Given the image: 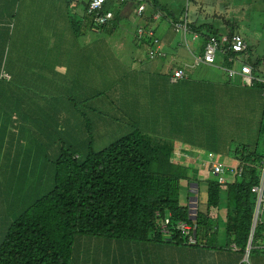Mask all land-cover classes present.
Here are the masks:
<instances>
[{"label": "trees", "instance_id": "16d2710c", "mask_svg": "<svg viewBox=\"0 0 264 264\" xmlns=\"http://www.w3.org/2000/svg\"><path fill=\"white\" fill-rule=\"evenodd\" d=\"M65 1L69 8L73 2V7L81 13L80 20L76 12L66 10L65 13L69 16L66 23L77 27L83 22V33L86 27L93 32V27L98 30L106 26L109 19L105 23H99L95 17L108 11L112 12L111 22H124L130 27L134 26L136 34L133 44L140 47L142 43L148 45V48H154L157 52L155 59H160L162 63L161 67L158 65L159 68L148 71L153 78L149 88H153L159 80L173 83L187 77L185 79L191 81L195 79V75L194 71H189L188 74V70L183 69L182 65L174 64L162 71L163 62L171 59L165 46L171 48L172 38L165 34L163 39L156 35L157 39L154 40L153 35L139 36L138 29L155 30V22L168 19L171 22L169 32L181 33L176 30V25L183 23L186 16L190 30L200 32L202 39L209 42L214 36L203 29L208 26L207 23L196 26L190 18V0L178 12L161 0H105L100 8L92 11H89L91 0ZM17 2L18 0H13L12 4ZM142 3L145 6L141 14H136V21L132 22V14L136 13L137 7ZM156 13H160L157 19L154 18ZM12 19L9 16L7 23H0V77L2 73H7L10 77L16 73V69L7 63L5 56L9 50V39L16 37ZM97 30L95 32L99 34ZM188 32L182 34L188 52L195 58L201 57L206 44H203L201 53L195 51V48L191 50L187 45ZM100 41L92 42L91 45L102 43L105 48H109L107 41ZM228 46L229 43L218 44L217 50V56H222L220 61L223 66L233 70L232 75L223 82L222 88L229 86L226 82L231 77L241 75V65L236 66L239 63L237 56L242 61L245 60L252 69L258 66L264 68L261 60L249 59L247 47L237 52ZM148 60L152 61L150 58ZM202 64L206 65L199 63ZM177 69L181 70L182 75L172 81L173 72ZM258 74L264 76L261 71ZM3 81L5 79H0L1 83ZM249 83L256 85L260 93L262 92L263 82L252 79ZM75 88L73 90L76 92ZM73 90L66 91L67 100L72 99V96L76 98ZM191 90L183 94L185 101L178 109L193 124L194 113L199 110L200 105L197 94L193 88ZM69 101L75 103L80 100ZM75 104L79 107L80 103ZM84 110H87L85 104ZM94 110L104 113L102 109ZM262 111L264 113V97ZM91 113L92 111L83 114L88 126ZM109 114L111 118L115 116L112 112ZM123 121L126 123L117 121L118 126L113 125L110 130L115 139L98 150L94 149L93 136H89L85 147L78 150L73 139L69 146L64 139V132H58L57 140L52 141V145L57 147L56 155L47 156L51 163L47 164V176H44V171L39 173V182L51 183L32 191L33 198H30V193L22 192L18 197L10 199V202L0 203V264H119L117 256L120 255L114 251V243L136 245L146 241L179 244L187 242V237L177 228L179 221L193 223L188 218L187 202L183 204L180 201L181 182L197 181V172L187 163L172 159L171 141L162 140L161 135L153 137L141 123ZM7 123L8 120H1L4 132ZM261 124L262 121L258 124V131L261 130ZM13 125L18 129L17 124ZM256 148L255 141L252 146L243 144L234 149L232 155L239 161L238 171L232 173L226 169L224 173L228 177L223 175L225 182H218L216 177L206 179L204 209L198 206V188V207L194 220L196 244L215 247L217 225L222 221L224 245L236 244L244 252L249 242L255 249L264 251V213L255 215L257 197L251 191L252 186L259 183L264 159L263 154L257 153ZM20 204L23 206L18 209ZM222 204L225 205L224 212L220 211ZM162 225L168 230V234L160 232Z\"/></svg>", "mask_w": 264, "mask_h": 264}, {"label": "crops", "instance_id": "0c3cea01", "mask_svg": "<svg viewBox=\"0 0 264 264\" xmlns=\"http://www.w3.org/2000/svg\"><path fill=\"white\" fill-rule=\"evenodd\" d=\"M12 2L13 0H0V23L2 25L7 23L9 16H11L16 35L15 38L9 39V50L5 55L7 56V63L13 65L16 73L9 80L0 82V168L7 173L2 174L8 179V182H0L2 186V190L0 188V203L10 202L12 195L28 192L27 188L29 191H35L36 188L51 183L39 182V180L41 179V171L45 172V177L47 176L49 169L47 164H51L48 157L52 154L56 155L57 147L52 145V141L57 140L59 131L64 132L67 145L71 146L70 140L73 139L75 148L81 150L82 147H85L86 139L89 136L95 138L98 134H112L111 128L113 125L117 127V121H120L115 116L109 117L110 110L102 98H97L95 105L94 103L91 104V93H88V88L84 86V81L96 73L95 68L100 69V62L91 61V53L107 49L102 43L91 44L100 40L102 42L111 40L112 36L101 35V32L109 29L108 27L113 22L108 21L106 26L98 29L99 34L92 32L87 27L83 33L81 32V26L85 25L83 22H80L77 27L71 23H66L69 17L65 13L66 10H70L71 13L76 12L77 16L81 14L77 12V8L73 7V2L70 3V8L65 0H18L15 4ZM197 2L199 3L201 0H192V9H190L189 3V16L197 24L196 26L207 23L208 27L205 26L203 29L214 35V38L229 41V37L238 34L244 39L248 52L251 45L259 43L260 34L254 35L258 31L249 28L252 21L250 14H247L245 9L240 12L229 10L225 13L229 19L218 15L215 24H210L211 20L204 22L202 19H208L213 13H203L202 6ZM200 11L202 12L200 13ZM133 16L135 20L136 14L134 13ZM201 16L202 19H200ZM157 24L158 22L154 24L155 33L157 32ZM170 28L171 25L168 23V28L164 30L163 35L167 34ZM190 33L194 38L193 48L201 53L203 44H207V40L202 39L200 32L190 30ZM118 37L124 39L121 34ZM197 39L198 41H196ZM134 57L133 55L131 65L128 64L129 69L132 71L138 70V68L143 69L145 64L142 61L138 66L132 65ZM237 58H239L237 59L239 63L236 62L237 65H241L245 61H242L240 56ZM183 60L181 59V61ZM258 60H261L262 64L264 63V57L261 56L252 61ZM147 62L150 68L153 66L156 69L162 64L157 63L155 65L153 60H147ZM259 71L262 72V68L258 66L253 69V75L259 77ZM187 72L190 74L189 71ZM185 78L173 83L169 80L166 83L159 80L153 88L132 84L136 97L128 95L130 85H126L127 82L124 80H120L121 82L114 85L112 90L115 96L122 99L129 108L140 101H145L143 103L151 102L153 113H156L157 116H151L152 113L144 111L139 116L135 115L136 121L131 120L143 124L146 127L145 130L150 131L149 134L152 136L163 133L165 136L162 137V140L173 143L172 159L188 164L195 161V152L190 151L191 146L180 139L182 138L180 124L184 116L181 115L182 112L179 111L178 107L185 101L183 94L187 93L186 86H189L191 90L193 88L191 85L200 86V84ZM225 78L228 79L226 74ZM212 79L221 80L216 77ZM87 83L89 84V80ZM242 85L247 87L241 91L244 97L243 102L247 103L248 99L252 105L259 107V113L254 114L253 118L250 119L255 122L256 126L263 113L264 95L260 93L256 85H251L246 80L245 84ZM74 87H76V92L73 90ZM203 87H216V85L210 83L204 84ZM223 89L216 91V97L206 94L205 105L208 106V112L212 117H220L224 120L225 128H227L228 119L231 124L235 112L232 110L234 103L231 100L226 102V107H231L230 110L223 108V102L218 96ZM68 90L70 92L73 90L76 95V98L72 96V99L69 100H80L75 101L77 104L80 103L79 107L66 99V91ZM180 90L183 91L179 93ZM169 92L174 94H169ZM159 101L160 103H158ZM84 104L87 105V110H84ZM94 109H102L104 113L100 114ZM90 111L92 113L88 117V126L86 116L84 117L83 114L90 113ZM11 113L13 114L11 115ZM118 113L120 114V112ZM197 114L200 112L196 111L194 118ZM121 117L123 120H129L124 114ZM3 119L9 121L5 132L1 124ZM13 124H17L18 129ZM164 130L166 132L175 130L180 138L165 134ZM201 149L204 150V147ZM217 152H226V155L230 156L228 149L225 151L219 149ZM196 163L197 181L195 183L198 186L195 187L194 182L190 184V182L182 181L186 182L187 189L189 188L187 190L189 196L191 187H195L198 191V182L202 181L199 176L201 171L199 167L206 165L207 162L200 160ZM209 165L211 166V163ZM22 171L24 172L22 173ZM21 173L24 174V179L17 189L16 182H18ZM24 182H27L28 185L22 188ZM195 239L194 243L180 244L163 241H146L136 245L114 243L113 247L116 254L120 255L117 256L119 257V264H264V251L255 249L249 242L244 252H241L236 244L224 245V240L220 244L217 243L215 247H206L203 244H199L200 246L196 244L197 237Z\"/></svg>", "mask_w": 264, "mask_h": 264}, {"label": "rangeland", "instance_id": "374dc122", "mask_svg": "<svg viewBox=\"0 0 264 264\" xmlns=\"http://www.w3.org/2000/svg\"><path fill=\"white\" fill-rule=\"evenodd\" d=\"M161 2H164L165 4L167 3L170 7L174 8L178 12L185 6L187 0H161ZM189 3L190 9H192V0ZM198 4L202 6L203 13H213L210 17H208V19H202V16L200 17V19L204 20V22H210L211 20L210 24H215L220 15L221 17L229 19L225 15V13L229 12V10L240 12L245 9L246 13L250 14V19L252 21L249 28L258 31V33L254 35L257 36L260 34L259 43L250 46L248 57L250 60L260 56L264 57V0H201V2ZM141 6L144 7L145 3H142ZM201 12L202 11H200V13ZM157 14L160 13H156L154 18ZM133 15L134 13L131 16L132 19L134 18ZM78 19L81 20L80 17H78ZM109 21L111 22V18ZM168 23H171L168 19L158 21L156 35L159 38L163 39V32L168 28ZM110 25L111 26L108 27L109 29L101 32V35L112 36L111 40H107L109 45V48H107L108 50L106 49L100 52H92L90 55L92 62L101 63L100 69L95 68L96 73L88 78L89 84L87 83V79L84 81V86L87 87L88 90L93 94L90 96L91 104L94 103L95 105L97 98H102L106 102L110 112H112L121 122L125 121H123L121 114H119L118 111L123 113L130 121H132L131 119L136 121L135 115L139 116V114L143 113L144 111H148L150 114L152 113L151 116H157L156 113H153L151 102L143 103L145 101H140L133 104L132 108H129L122 99H118L113 93L112 87L116 84H119L121 82L120 80H124L127 82L126 85H130L128 87V95L136 97L132 84L138 86H150L153 78L150 77L148 71L152 72L154 67L152 66L150 68L147 62V60L150 58V53L148 54V45L141 43L140 47H136L133 44V38L136 34L134 26L130 27L128 23L125 24L124 22L117 21ZM92 30L95 32L97 29L96 27H93ZM120 34L123 35L124 39H119L118 35ZM166 35H169V37L172 38V43L170 46L171 48H169L168 45L165 46L168 49V57L171 59L163 62L164 67L161 70H167V68L172 64H174V66L182 65L184 67L183 69H186L190 72L197 68L193 72L195 79H192L191 81L196 82V84H200V86H191L197 94V99L200 105L198 111L200 114L195 116L193 124L188 122L185 118L183 119L180 124V134L182 138H180L178 132L175 130H170L167 132L164 130L163 132H166L165 134H169L170 136L183 139L185 143L187 142L191 146L190 151L195 152V161L188 163L189 166H193L194 169L196 168L197 170L196 162L200 160H206V165L199 167L201 170L199 176L202 178V181L199 183V191L197 194L199 200L198 206L200 209H204L205 205L203 203L205 199L206 179L215 178L212 173L213 163H222L226 166H232L233 164H236L235 166L238 167L239 161L234 159L232 155L234 149L237 146L243 144H248L249 146L253 145L255 141L257 153H262L264 156V126H262L264 124V113H262L259 122H257V125L255 126V122L250 119L253 118L254 114L259 113V107L252 105L248 99L247 103L243 102L244 97L241 91L247 88L246 86L242 85L245 84V79L236 75L231 77L229 82H226L229 83V86H225L224 91L221 94H218L223 102L222 104L225 110H230L231 108L229 106L226 107L227 101L231 100L232 103H234L232 106V110L235 112V114L233 113V122L230 124L228 119L227 128H225L226 124L224 120L220 117H212L208 112V106L205 105V95L209 94L216 97V91L221 90L223 85L222 82L226 81L225 74L227 78H229L227 71L225 70L226 67H224L223 63L220 61L221 56H217L214 66L203 64L199 65L200 62H198L197 58L193 57L188 52L185 41L182 37V33H171L168 31ZM118 39L120 40L119 42ZM196 41H198V39ZM193 42V35L188 32L187 45L191 50L193 49ZM133 55L135 57L132 65L134 64V66H138V64L142 61V63L145 64L143 69L138 68V70L135 71L129 69L128 64L130 63L131 65ZM155 57L153 59L150 58V60H153L155 65H157V63H161L160 59L157 60ZM181 59L184 60L181 61ZM213 77L220 78L221 80H213ZM239 81L243 83L241 84ZM210 83H215L216 87H203L204 84ZM186 88L187 92L192 91L190 90L189 86H186ZM158 103H160V101ZM214 115H216V113H214ZM104 116L107 117L106 114H104ZM260 121H262L261 130L258 131V124H260ZM257 135H259V138L257 137L258 139L256 138ZM164 136L165 135L161 133V137ZM113 139H115V136L108 133L96 135L94 138V149L98 150L103 148ZM87 140L88 139H86V141ZM201 147H204V150H202ZM219 149L224 151L228 149L230 151V156L226 155V152H217ZM208 162L211 163V166ZM23 172L24 171H22V173ZM2 173L7 174L0 168V182H8V179L4 177ZM22 173L18 178V182H16L17 189L18 185H21L20 182H22L24 179V174ZM224 176L228 177L227 174H224ZM13 179L16 181L14 176ZM27 185V182L22 183V188H25ZM0 188L2 190L1 184ZM27 190L28 193H30V198H33V192L29 191V188H27ZM187 190H189V188L187 189V184L185 182H181L180 201L183 204L187 202V197L189 196ZM14 197H18V195H12L11 199ZM22 206L23 205L20 204L18 209ZM224 207L225 205L222 204L220 208L221 212L225 211ZM217 226L216 241L218 244H220L223 242L225 234L223 230V222L219 221ZM198 237H200L199 234Z\"/></svg>", "mask_w": 264, "mask_h": 264}, {"label": "built area", "instance_id": "2783aa9c", "mask_svg": "<svg viewBox=\"0 0 264 264\" xmlns=\"http://www.w3.org/2000/svg\"><path fill=\"white\" fill-rule=\"evenodd\" d=\"M105 0H91L90 5H89V11L92 10H96L98 8L101 7L102 3ZM144 7H142L141 5H139L137 7L136 10V14L140 15L142 10ZM160 14H157L155 16V18L157 19L158 16ZM112 17V12L108 11L105 14H100V15H96L95 20L99 23H105L108 19H110ZM177 29L179 30L178 32H181L182 34L185 31H189L190 32V28H189V24L187 22L186 16L184 17V21L183 23H179L176 25ZM154 28V26H153ZM137 33L139 36L143 35V34H147L149 36L153 35L155 37L154 40L157 39V36L155 34V30H153L152 28H149L147 31H145L144 29H138ZM225 41V40H223ZM220 39H216L214 37L211 38V41L207 42V44L205 45V48L203 50V53L201 55V57H198L197 60L198 62H202L205 63L206 65H213L216 59V55L218 54L217 50H218V44L223 45ZM229 46L231 47V49L233 51H242L246 48V44L244 42V39L242 37H240L238 34H233L230 38V40L228 41ZM228 46V48H230ZM150 53L149 57L150 58H154L155 56H157V52L154 48H148V54ZM227 71L228 76H231L233 73V70L226 68L225 69ZM182 75L181 70H175L173 72V76L171 77L172 81H175L176 78L180 77ZM241 75L244 76V79L247 80L248 82H251L252 79H257L260 80L262 82H264V79H258L255 77H252V73H251V68L250 67H246L243 66L241 68ZM252 75V76H251ZM9 74L7 73H2L0 79H5L7 80L9 78ZM262 94L264 95V88L262 90ZM212 173L214 174V176L217 178V181L220 183L225 182V178H224V172L227 169L228 171L235 173L236 171H238V167L236 166H226L223 165L222 163H213L212 164ZM195 187H191V193L190 196H188V200H187V206H188V218L193 222V223H188L186 221H179L177 224V228L181 230V232L187 237V242L186 243H194L195 242V231H196V224L194 223L193 218L196 216V212H197V199L196 201L193 200V196H196L197 194V190ZM251 191L254 192L256 194V209H255V215H257L259 212H263L264 213V159H263V163H262V167L260 170V174H259V183L257 185L252 186ZM165 222H167V220H165ZM160 232L162 234H168V230L164 227V225H162ZM250 244V243H249Z\"/></svg>", "mask_w": 264, "mask_h": 264}, {"label": "clouds", "instance_id": "9594fccd", "mask_svg": "<svg viewBox=\"0 0 264 264\" xmlns=\"http://www.w3.org/2000/svg\"><path fill=\"white\" fill-rule=\"evenodd\" d=\"M231 38V37H230ZM221 41H223V40H221ZM226 43H228V41H223L222 42V44L223 45H225ZM217 56V55H216ZM215 65V62H214V64L213 65H210V66H214ZM243 66H246V67H250L251 68V73H252V75H253V69H252V67L251 66H249V65H247L245 62H243L242 64H241V68L243 67ZM264 73V68H262V74ZM251 75V76H252ZM243 78H244V76L243 75H241ZM252 77H255L254 75L252 76ZM256 78H258V79H264V76H260L259 75V77H256ZM248 82V81H247ZM262 82V81H261ZM264 83V82H263ZM262 93V92H261Z\"/></svg>", "mask_w": 264, "mask_h": 264}, {"label": "water", "instance_id": "95a60500", "mask_svg": "<svg viewBox=\"0 0 264 264\" xmlns=\"http://www.w3.org/2000/svg\"><path fill=\"white\" fill-rule=\"evenodd\" d=\"M193 184L195 185V187L198 186V184L195 183V182H194ZM195 191H196V190H195ZM196 199H197V196H193V200L196 201ZM193 220H195V217L193 218Z\"/></svg>", "mask_w": 264, "mask_h": 264}]
</instances>
